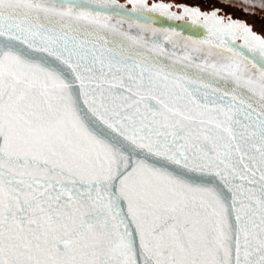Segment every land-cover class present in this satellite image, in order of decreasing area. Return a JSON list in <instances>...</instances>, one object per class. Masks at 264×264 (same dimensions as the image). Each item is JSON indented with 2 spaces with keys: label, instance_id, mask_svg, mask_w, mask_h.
Here are the masks:
<instances>
[{
  "label": "snow or ice",
  "instance_id": "obj_1",
  "mask_svg": "<svg viewBox=\"0 0 264 264\" xmlns=\"http://www.w3.org/2000/svg\"><path fill=\"white\" fill-rule=\"evenodd\" d=\"M0 264H264V0H0Z\"/></svg>",
  "mask_w": 264,
  "mask_h": 264
}]
</instances>
